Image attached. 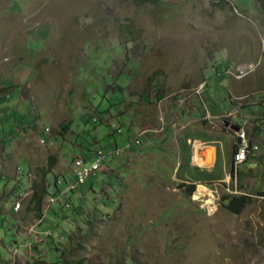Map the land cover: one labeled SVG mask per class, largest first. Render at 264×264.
Instances as JSON below:
<instances>
[{
    "label": "rangeland",
    "instance_id": "obj_1",
    "mask_svg": "<svg viewBox=\"0 0 264 264\" xmlns=\"http://www.w3.org/2000/svg\"><path fill=\"white\" fill-rule=\"evenodd\" d=\"M126 21L140 32L124 33ZM4 58L0 264L53 263L63 250L82 264H264L261 0H0ZM210 98L217 113L205 116ZM233 116L257 146L237 167L222 123ZM184 138L192 152L217 140L215 164L191 156L217 179L190 197L177 186ZM92 148L106 154L95 179L49 192L36 216L39 168L55 158L53 193ZM224 194L252 200L235 214Z\"/></svg>",
    "mask_w": 264,
    "mask_h": 264
},
{
    "label": "trees",
    "instance_id": "obj_2",
    "mask_svg": "<svg viewBox=\"0 0 264 264\" xmlns=\"http://www.w3.org/2000/svg\"><path fill=\"white\" fill-rule=\"evenodd\" d=\"M262 4L264 5V0H261ZM136 3H151L155 4L159 2V0H135ZM123 29L124 33L126 32L128 36H132L135 34V32H140L139 30H135L134 26L131 22L126 21V23L122 26H119ZM6 90L5 87L1 88L0 87V94ZM64 131L67 129V124L61 123L60 125ZM45 132V128H44ZM239 138V137H238ZM138 139V138H137ZM134 143H130L128 146L134 144V145H139L140 140L138 139V143L135 142V139L133 140ZM179 154H180V179H183L185 181L178 183V188L182 191V193L190 197L193 192L196 189V186L198 183H204L211 181L213 179H217L215 173L208 171L207 169L200 168L198 166L192 165L191 164V145L186 142V138L180 139L179 141ZM4 147V146H3ZM2 147V148H3ZM116 147V146H115ZM5 149V148H4ZM2 149V150H4ZM130 149V148H129ZM97 150H102L101 148H92L88 149L87 153L84 155L85 158L90 157L95 151ZM103 151V150H102ZM133 151H131L132 153ZM249 157V154H247V158ZM246 158V159H247ZM106 160V159H105ZM246 161V160H245ZM55 165V158L50 157V161L47 163V168L44 169L43 167H40L39 170H41V181L36 182L33 181L32 187H33V194H32V202H34V206L32 207L31 210L36 211V216L39 218L42 217V201L45 195L50 194L52 196H57L58 191L63 190L62 185L65 186H72L73 185V179L71 181L68 180L67 176H60L62 179H60L59 183L63 181L61 184L56 183L55 178H54V187L55 192L49 191V186L48 183H46V175L52 171V168ZM95 179V175L93 176ZM92 178V181L94 180ZM91 181V184H92ZM84 184V183H83ZM81 185V184H78ZM91 189L93 188L92 185H90ZM73 189H71V192ZM222 203L224 208L228 209L230 212L238 214L241 212V210L252 200L249 195H240V196H235V195H229V194H224L222 195ZM66 250L61 251L60 254V260L57 262L53 263H47V264H82V261H74V262H69L66 259Z\"/></svg>",
    "mask_w": 264,
    "mask_h": 264
},
{
    "label": "built area",
    "instance_id": "obj_3",
    "mask_svg": "<svg viewBox=\"0 0 264 264\" xmlns=\"http://www.w3.org/2000/svg\"><path fill=\"white\" fill-rule=\"evenodd\" d=\"M49 131L48 127H45V133ZM240 143L239 146L233 153L232 161L237 167L239 164L243 163L247 154L254 152L257 149L256 145L248 144L245 135L243 132L239 134ZM40 141H44L40 139ZM135 142L138 143V139H135ZM106 159V154L102 150L95 151L90 157H78L73 164L72 174H73V184H83L87 179L94 175L96 171L100 169L102 162ZM73 186V185H72Z\"/></svg>",
    "mask_w": 264,
    "mask_h": 264
},
{
    "label": "crops",
    "instance_id": "obj_4",
    "mask_svg": "<svg viewBox=\"0 0 264 264\" xmlns=\"http://www.w3.org/2000/svg\"><path fill=\"white\" fill-rule=\"evenodd\" d=\"M6 49V48H5ZM8 60V58H4V59H2V60H0V62H6ZM1 88H3V86H0ZM4 87H7V86H4ZM209 102H210V105H211V108L214 110L213 112H211V110L208 108V110L207 111H204V109L206 110V108H207V106L206 105H204L205 107H202L203 109V111L204 112H202V114L203 115H205L206 114V112L207 113H211L212 115H216V114H214V112H216L217 113V110H215V108H213L214 107V103H215V100L213 99V98H210L209 99ZM202 115V116H203ZM206 116V115H205ZM204 116V117H205ZM208 116V115H207ZM235 117H238V118H240V119H242L243 120V123L240 125V129L237 131V129H236V126H237V123L234 121V118ZM201 118V117H200ZM227 120H229V121H227ZM228 123L229 124V127L230 128H232L233 130H232V132L230 133V134H228V136H229V138H231V144L233 145V148H232V156H233V153H234V151L236 150V148L239 146V143H240V136H239V134L241 133V132H243L242 130H243V125L247 122V120L246 119H244L243 117H241V116H233V117H230L229 119H225V120H223L222 121V123ZM231 122V123H230ZM162 129V128H161ZM244 133V132H243ZM239 137V138H238ZM135 139H137L136 137H135ZM236 139V140H235ZM195 141H198V142H200V143H202L200 140H195ZM203 141V140H202ZM215 141H217V140H212V142L211 141H207V143H209V142H211L212 144H209V145H207V144H201L198 148H196L195 149V151L197 152V154L200 156V158L203 160V161H206V159H207V154L205 153V150H206V147H213V149H214V153H213V159H214V163L213 164H215V162H216V160L218 159V152H217V148H216V146L214 145V143H215ZM250 145H252V144H250ZM198 149V150H197ZM191 151H192V147H191ZM193 153L194 152H191V156L193 155ZM213 166V165H212Z\"/></svg>",
    "mask_w": 264,
    "mask_h": 264
},
{
    "label": "bare ground",
    "instance_id": "obj_5",
    "mask_svg": "<svg viewBox=\"0 0 264 264\" xmlns=\"http://www.w3.org/2000/svg\"><path fill=\"white\" fill-rule=\"evenodd\" d=\"M200 145H201L200 142L195 143V148H194V153H193V162L198 165H205L204 161L200 158V156L195 151V149L198 148ZM205 153L207 154V159H206L207 161L209 159H213V153H214L213 147H206Z\"/></svg>",
    "mask_w": 264,
    "mask_h": 264
},
{
    "label": "water",
    "instance_id": "obj_6",
    "mask_svg": "<svg viewBox=\"0 0 264 264\" xmlns=\"http://www.w3.org/2000/svg\"><path fill=\"white\" fill-rule=\"evenodd\" d=\"M234 121L237 123L236 129L238 131L240 129V125L243 123V120L238 117H235Z\"/></svg>",
    "mask_w": 264,
    "mask_h": 264
},
{
    "label": "flooded vegetation",
    "instance_id": "obj_7",
    "mask_svg": "<svg viewBox=\"0 0 264 264\" xmlns=\"http://www.w3.org/2000/svg\"><path fill=\"white\" fill-rule=\"evenodd\" d=\"M227 121H229V120H227ZM231 123V122H230ZM230 128V127H229ZM231 130H233L232 128H230Z\"/></svg>",
    "mask_w": 264,
    "mask_h": 264
}]
</instances>
